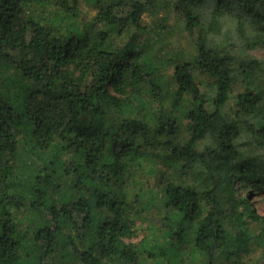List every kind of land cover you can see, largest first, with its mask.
I'll list each match as a JSON object with an SVG mask.
<instances>
[{
  "label": "trees",
  "instance_id": "16d2710c",
  "mask_svg": "<svg viewBox=\"0 0 264 264\" xmlns=\"http://www.w3.org/2000/svg\"><path fill=\"white\" fill-rule=\"evenodd\" d=\"M163 2L0 0V264H264V0Z\"/></svg>",
  "mask_w": 264,
  "mask_h": 264
},
{
  "label": "rangeland",
  "instance_id": "374dc122",
  "mask_svg": "<svg viewBox=\"0 0 264 264\" xmlns=\"http://www.w3.org/2000/svg\"><path fill=\"white\" fill-rule=\"evenodd\" d=\"M161 1V0H159ZM158 3L157 7L154 8V11L150 13H147L144 15V20L146 22L155 21L156 19L160 18L164 12H163V6L165 2ZM174 21L173 14H170L169 16V22L168 25L170 26L169 29V36H165L164 40L166 38V41H169L173 47H175L176 50H181L183 52H191L193 50L192 44L189 38L184 32L179 31L178 24ZM171 32V33H170ZM193 37H196L194 34ZM250 54L257 58L264 59V45L257 46L256 48L252 49L250 51ZM264 192H261L258 195H250V201L252 202L253 206L255 207L256 211L260 214H264ZM217 264V263H215ZM220 264V263H219Z\"/></svg>",
  "mask_w": 264,
  "mask_h": 264
}]
</instances>
